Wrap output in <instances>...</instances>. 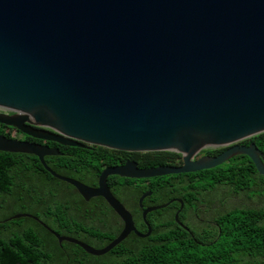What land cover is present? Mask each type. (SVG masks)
<instances>
[{"label":"water","instance_id":"water-1","mask_svg":"<svg viewBox=\"0 0 264 264\" xmlns=\"http://www.w3.org/2000/svg\"><path fill=\"white\" fill-rule=\"evenodd\" d=\"M0 123L35 139L62 145H97L129 152L174 151L179 166L139 167L134 160L104 167L97 185L58 174L45 156L56 147L0 134V150L35 155L52 176L88 201L102 197L122 221L102 247L60 235L29 217L59 243L103 255L131 232L146 237L147 213L180 198L143 207L145 233L113 195L110 175L126 178L193 172L233 156H248L264 176L254 142L264 132V0H0ZM230 145L192 160L201 149Z\"/></svg>","mask_w":264,"mask_h":264},{"label":"trees","instance_id":"trees-1","mask_svg":"<svg viewBox=\"0 0 264 264\" xmlns=\"http://www.w3.org/2000/svg\"><path fill=\"white\" fill-rule=\"evenodd\" d=\"M0 134L10 137L0 130ZM25 139L41 142L25 136ZM254 142L264 156V132L244 139ZM62 155L45 156L58 174L87 185L104 167L134 160L139 167L163 164L170 151L129 152L92 145L62 147ZM113 195L131 212L138 232L147 226L138 198L151 191L142 204L154 205L180 198V203L147 213L151 232H131L103 255H92L77 244L62 241L36 220L14 213L35 215L60 235L102 247L117 236L122 221L102 197L84 200L71 184L52 176L33 154L0 150V264H264V176L251 159L239 154L212 168L150 178L110 175ZM225 196V198H224ZM227 196V197H226ZM206 205L204 208L197 204ZM211 222L199 224L195 212Z\"/></svg>","mask_w":264,"mask_h":264},{"label":"flooded vegetation","instance_id":"flooded-vegetation-1","mask_svg":"<svg viewBox=\"0 0 264 264\" xmlns=\"http://www.w3.org/2000/svg\"><path fill=\"white\" fill-rule=\"evenodd\" d=\"M0 113L7 114V115L15 114L14 111H11V110H8V109H5V108H1V107H0ZM0 130H3V132L9 134L11 138L28 140V139H25V136H28V135L23 134L22 132H20L15 127L4 125V124L0 123ZM40 140H41V142H39V143L46 144V145H48L50 147H54V145H59V146H62V147L68 146V145H62V144H60V143H58L56 141H45V140H42V139H40ZM30 141H33V140H30ZM36 142H38V141H36ZM236 144H248V143H242L241 141H239ZM229 146L230 145H226V146H209V147L203 148L200 151H198L192 157V160H195V159H198V158L204 157V156H216L219 153H221L222 151H224L226 148H228ZM82 148H91V146L90 145H86L85 147H82ZM170 152H173L175 154L171 155V156H167V158L164 161V163L163 164H159V165H171V166L182 165V163H183V155L181 153L174 152V151H170ZM124 162L118 163L116 165L123 164ZM225 162H227V161H225ZM97 179H98V177H97ZM97 179H96V181L94 183H91L89 185L90 186H96L97 185ZM224 198H225V196H224ZM197 206H199L201 208H204L206 205L199 203V204H197ZM143 207H144V205H143ZM140 208H142V207H140ZM194 214H195V219H196V221L199 224H207V223L211 222L201 211L200 212L196 211Z\"/></svg>","mask_w":264,"mask_h":264}]
</instances>
